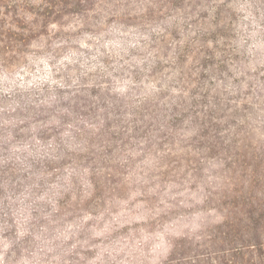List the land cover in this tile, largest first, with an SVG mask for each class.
<instances>
[{"label": "rangeland", "instance_id": "1", "mask_svg": "<svg viewBox=\"0 0 264 264\" xmlns=\"http://www.w3.org/2000/svg\"><path fill=\"white\" fill-rule=\"evenodd\" d=\"M18 11L37 29L0 28L5 264H264V0H0ZM27 104L49 110L18 123ZM66 108L106 147L38 140Z\"/></svg>", "mask_w": 264, "mask_h": 264}, {"label": "trees", "instance_id": "2", "mask_svg": "<svg viewBox=\"0 0 264 264\" xmlns=\"http://www.w3.org/2000/svg\"><path fill=\"white\" fill-rule=\"evenodd\" d=\"M26 25H25V23ZM0 28L4 31L6 38L9 40L20 41L23 38L22 36L26 33H33L36 32V21H32L29 18L25 17L24 12H14L8 13L3 12L2 15L0 14ZM73 98V97H71ZM74 101H78L77 96L73 98ZM49 104H54L55 102H61L60 99H53L50 101L49 99L46 100ZM78 103V102H77ZM49 106L45 104L42 105H32L27 104L21 107H15V110L18 109L25 110L23 113L22 118H18L19 122H27L24 121L28 118L35 119L36 117L40 116L43 112L49 110ZM78 110L79 113H82L81 110L87 109L91 110L87 105L84 103L79 104ZM76 110L74 108H66L60 110L55 115V121L41 122L40 126L37 130V139L42 140L44 136L47 137V132L50 133L51 143L49 144V150L53 151V153H94L93 148L100 150L101 148H105L106 145L100 142V137L103 134V130L99 126H94V128H89L84 123H78L79 119L76 114ZM75 121L74 123L67 122L68 120ZM38 121V119H35ZM68 126V128H67ZM63 131L60 134H56V129L62 128ZM49 152V151H46ZM41 161L45 166V169L49 168L50 160L46 157H41ZM48 167V168H47ZM44 172H46L44 170ZM48 174V173H46Z\"/></svg>", "mask_w": 264, "mask_h": 264}, {"label": "clouds", "instance_id": "3", "mask_svg": "<svg viewBox=\"0 0 264 264\" xmlns=\"http://www.w3.org/2000/svg\"><path fill=\"white\" fill-rule=\"evenodd\" d=\"M0 264H5L3 257H0Z\"/></svg>", "mask_w": 264, "mask_h": 264}]
</instances>
